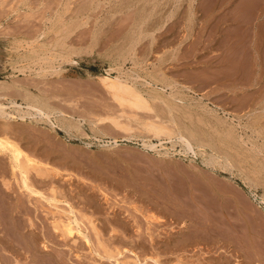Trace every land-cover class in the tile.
Masks as SVG:
<instances>
[{"label":"rangeland","instance_id":"1","mask_svg":"<svg viewBox=\"0 0 264 264\" xmlns=\"http://www.w3.org/2000/svg\"><path fill=\"white\" fill-rule=\"evenodd\" d=\"M196 1L0 0V101L33 103L73 131L55 132L47 119L30 114L13 123L20 131L13 139L50 166L41 181L30 175L42 197H12V203L9 192L20 184L0 157V214L6 208L1 215L11 218L21 201L25 213L10 221L41 231V254L53 251L61 264H264V88L230 105L180 80H160L193 37ZM167 35L181 39L165 50L170 63L163 67L156 65L163 59L156 46ZM72 44L82 53L69 54ZM119 66L130 69L119 74L156 105L142 120L119 104L111 116H119L127 134L112 138L109 125L96 119L116 107L110 100L103 113L102 90L77 81ZM63 69L64 77L57 73ZM60 110L84 123L58 116ZM150 121L170 136H155L146 128ZM54 194L59 200L49 199ZM15 237L22 244L11 248L0 235L12 264H46L33 261L25 240Z\"/></svg>","mask_w":264,"mask_h":264},{"label":"crops","instance_id":"2","mask_svg":"<svg viewBox=\"0 0 264 264\" xmlns=\"http://www.w3.org/2000/svg\"><path fill=\"white\" fill-rule=\"evenodd\" d=\"M194 33L181 45L177 53V64L168 68L167 77H160L161 82L169 83L180 80L196 89L197 93L208 94L216 102L232 105L238 96L251 95L253 88H264V0H197ZM181 38L174 35L162 37L157 42L156 65L167 67L171 52L166 49L177 46ZM165 61V63H164ZM80 77L78 83L82 86L102 90L101 108L111 105L114 113L121 106L110 97V93L101 87L97 79ZM257 90V91H258ZM148 98L152 108L155 102L141 90ZM128 112L135 111L141 119H146L150 111L132 110L129 106H122ZM110 112V111H109ZM131 125V124H130ZM110 137L127 134L112 125L106 129Z\"/></svg>","mask_w":264,"mask_h":264},{"label":"bare ground","instance_id":"3","mask_svg":"<svg viewBox=\"0 0 264 264\" xmlns=\"http://www.w3.org/2000/svg\"><path fill=\"white\" fill-rule=\"evenodd\" d=\"M43 18V17H42ZM61 22V21H60ZM64 31V30H63ZM42 33V32H41ZM58 33V32H55ZM46 34V33H45ZM42 35V34H41ZM36 41V40H35ZM68 50L70 51V53H75V54H81L82 51V47H78L75 48L73 46V44L67 45ZM58 57V56H57ZM56 57V58H57ZM66 57V56H65ZM64 58V57H63ZM69 58V56H68ZM46 59V58H45ZM70 59V58H69ZM47 60V59H46ZM71 60V59H70ZM47 65V64H46ZM46 68V67H44ZM51 68V67H50ZM55 69V68H54ZM53 70V69H52ZM56 71V70H55ZM46 72V71H45ZM49 72V71H48ZM52 72V71H50ZM59 75L64 77V69L60 72H57ZM91 73V72H90ZM88 73V74H90ZM122 74V73H121ZM121 74L118 73V75H110L108 74H97L94 75L92 77H96L98 83L104 87L113 97V99L120 105H127L132 109H137V110H145V111H149L151 110V105L150 102L148 100L147 97L144 96L143 92L136 86L132 85L129 83V80H127L126 78H124ZM50 75V74H49ZM50 77V76H49ZM89 77V76H88ZM10 84V83H9ZM46 84V83H45ZM47 85V84H46ZM11 86V85H10ZM187 90L193 92V93H197L196 89H194L193 87L186 85ZM200 96H204V93L199 94ZM26 97V96H25ZM2 98V95H0V99ZM28 103V102H27ZM11 107H14L17 111L21 110L22 108H30L33 109L35 112H18L17 114H15L14 110L10 109ZM63 107V106H62ZM19 109V110H18ZM58 112V111H57ZM27 114H30L29 117L35 118L38 117L39 119H47L49 121V124L51 126V128L56 131L57 127H60L61 129L65 130L68 134L70 133V126L68 124H64V123H55V120L52 119V116L47 113L46 111L42 110L40 107H38L35 104H27L26 106L20 104L19 102H15L12 101V103H10L9 105L3 103L0 101V129L2 130L1 132H3L4 134H0V157H3L6 162L9 164L10 168L12 169V172L14 174H16L19 184H20V190H15V189H11V191L9 192L8 197L12 198V197H16L20 200V197L23 199L22 196L27 195L26 197L29 198L28 196H44L43 193L41 192V189L36 188L32 183L31 179L32 177L30 175H32L31 173L34 172L35 175L38 177H46L45 174L47 173V171L50 170V166L47 163H43L42 161L38 160L37 158H35L34 156H32L30 153H28L23 147L22 145L17 142L16 140L13 139V137L11 136L12 133H16V132H20L18 129L13 127V123L14 122H18V121H26V117ZM58 116H62V117H66L67 119H69L70 121H78L80 122V124L84 123V119L82 118H77L74 117L71 114H68L64 111H61L59 113H57ZM82 115V114H81ZM83 116V115H82ZM81 117V116H80ZM86 117V116H85ZM57 120V119H56ZM68 121V120H67ZM69 122V121H68ZM96 125L99 124H108V125H112L113 127L125 131L127 130V126H125L121 121L119 116H111V115H104L101 116L99 115V117H97L96 119ZM48 124V125H49ZM77 124V123H76ZM146 128L148 130H150L155 136H161L162 134H166L169 135L170 133L168 132L167 129H165L164 127H162L161 125H158L155 122H147L146 123ZM51 129V130H52ZM21 130V129H20ZM29 131V130H28ZM26 129L24 131H21V133L27 134L28 136H31V132H28ZM0 132V133H1ZM33 133V132H32ZM18 135V134H15ZM70 135V134H69ZM20 136V135H19ZM18 136V137H19ZM35 136V135H34ZM170 136V135H169ZM48 137V136H47ZM74 137V136H73ZM114 138V137H112ZM183 140L186 142V144L191 148L192 144L184 137H182ZM41 139V138H40ZM46 140V139H45ZM50 140V139H49ZM99 143H103L105 142V140L99 138ZM39 141V140H38ZM114 141L117 142V140L115 139ZM49 142V141H48ZM44 143V141H43ZM23 144V143H22ZM149 146L155 147L156 144L153 143H148ZM53 152V151H52ZM55 153H59L57 151H54ZM1 159V158H0ZM2 160V159H1ZM4 160V161H5ZM53 160V159H52ZM54 161V160H53ZM48 165V166H47ZM51 165V164H50ZM2 166V165H1ZM8 166V165H7ZM52 166V165H51ZM8 168V167H7ZM6 168V169H7ZM70 169V168H69ZM3 170V169H2ZM52 171V170H51ZM57 171V169H56ZM10 172V171H9ZM54 172V170H53ZM55 173H53L54 175ZM47 175V174H46ZM50 175V174H49ZM52 175V174H51ZM50 175V176H51ZM49 176V177H50ZM55 176V175H54ZM35 177V176H34ZM39 179V178H38ZM41 179V178H40ZM39 179V181H41ZM46 179V178H45ZM17 180V179H16ZM43 181V179H42ZM4 181H2L3 183ZM7 186H10L7 182H6ZM5 185V186H6ZM4 186V185H3ZM11 188V187H9ZM14 188V187H13ZM8 189V188H6ZM53 193H55V190H53ZM1 192H3V190H1ZM8 193V192H7ZM6 194V193H5ZM7 195V194H6ZM6 195L4 197H6ZM46 195V194H45ZM2 196V195H0ZM36 197V198H38ZM48 197V196H47ZM9 198V199H10ZM35 198V200H36ZM58 197L54 194L52 197H50L49 199H53V200H59L57 199ZM2 199V198H1ZM15 198H12L11 202L13 203V200ZM18 200V202H19ZM25 200V199H24ZM15 201V200H14ZM26 201V200H25ZM25 204H27V202H25ZM30 201V200H29ZM28 201V202H29ZM7 202V201H6ZM9 202V203H11ZM36 202V201H35ZM34 202V203H35ZM58 202V201H57ZM67 202V201H66ZM21 205L22 202L20 201ZM32 203V202H29ZM33 203V204H34ZM4 205V204H3ZM19 203H16L13 210L11 211L12 216H16L18 217L20 214L25 213L22 210V206ZM35 205V204H34ZM28 206V205H27ZM3 208H5L4 206H2ZM8 207V206H7ZM37 207V206H36ZM57 207V206H56ZM26 208V206H25ZM29 208V206H28ZM27 208V209H28ZM35 208V207H34ZM39 208V207H38ZM71 208V207H70ZM2 209V208H1ZM11 209V207H10ZM30 209V208H29ZM4 214L6 212V208L2 209L1 214ZM9 210V209H8ZM33 210V209H31ZM30 210V211H31ZM70 210V209H69ZM10 211V210H9ZM29 211V212H30ZM74 211V210H73ZM8 213V212H6ZM69 213V212H68ZM71 213V212H70ZM73 213V212H72ZM0 214V235L4 238L6 237V241L7 244L11 247L14 248V245L16 243H14V241H18L19 243V239L16 240L15 235L21 236V238H23L26 242V246L23 245V247H26L25 250L27 253H29V256L31 257V259L33 261H35L36 263L42 261L46 264H61L62 262V256L61 255H57L56 253L51 252L48 255H44L41 254L42 250L40 249L39 245H38V232H41L39 229V231L37 232L34 224L33 223H28V231L25 230V228L27 227L26 225H20V221L19 223L16 224V220L15 222H12V220L10 221L11 218L6 217V215H1ZM19 214V215H18ZM74 215V214H73ZM69 216V215H68ZM21 217V216H20ZM19 217V219H20ZM9 218V219H8ZM71 218V217H69ZM22 219V218H21ZM24 219V218H23ZM74 219V218H73ZM71 220V219H70ZM69 221V220H68ZM75 221V220H74ZM65 223V221H64ZM72 221L67 222L66 230L67 233L72 234L73 233V226ZM78 223V222H77ZM39 227V226H38ZM64 228V227H63ZM3 233V234H2ZM66 233V232H65ZM84 234V233H83ZM89 239V238H88ZM5 240V239H4ZM4 243V242H3ZM22 244V242H20ZM19 243V244H20ZM5 245V244H4ZM9 247V248H10ZM5 248V247H4ZM7 249V248H6ZM14 250V249H13ZM16 250V249H15ZM5 251V250H4ZM22 251V250H21ZM25 252V253H26ZM18 256V255H17ZM108 256V255H107ZM27 257V256H26ZM16 260V259H15ZM12 260L10 258H8L0 249V264H12L11 262ZM17 261V260H16ZM19 258L17 263L19 262ZM14 262V261H13Z\"/></svg>","mask_w":264,"mask_h":264},{"label":"built area","instance_id":"4","mask_svg":"<svg viewBox=\"0 0 264 264\" xmlns=\"http://www.w3.org/2000/svg\"><path fill=\"white\" fill-rule=\"evenodd\" d=\"M119 69L121 70V72H125L126 70L127 71H129L130 69H128V67H126L125 69H124V67H113V68H108V70H111V71H108L107 72V70L105 69V68H103L102 69V71H104L105 73H112V72H116V73H119ZM59 132H61V133H64V134H66V135H69V134H72L73 133V131H72V129H70V133L68 134L65 130H63V129H61L60 127H57L56 128Z\"/></svg>","mask_w":264,"mask_h":264}]
</instances>
